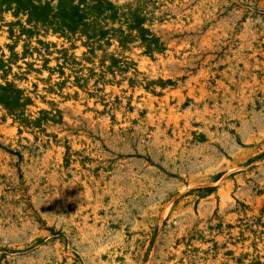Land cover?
<instances>
[{"label":"rangeland","instance_id":"1","mask_svg":"<svg viewBox=\"0 0 264 264\" xmlns=\"http://www.w3.org/2000/svg\"><path fill=\"white\" fill-rule=\"evenodd\" d=\"M0 264H264V0H0Z\"/></svg>","mask_w":264,"mask_h":264},{"label":"bare ground","instance_id":"2","mask_svg":"<svg viewBox=\"0 0 264 264\" xmlns=\"http://www.w3.org/2000/svg\"><path fill=\"white\" fill-rule=\"evenodd\" d=\"M18 50L20 51L21 50V47H18ZM130 54H132V53H130ZM17 70H18L17 66H13L12 73L13 74H16L17 73ZM16 75H18V74H16ZM17 81L21 83L20 79H17ZM139 89L141 90L142 88H139Z\"/></svg>","mask_w":264,"mask_h":264}]
</instances>
